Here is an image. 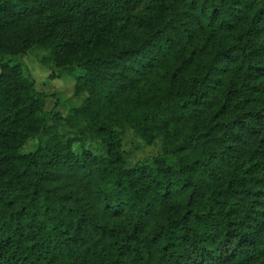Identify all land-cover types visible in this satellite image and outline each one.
<instances>
[{
    "label": "trees",
    "instance_id": "16d2710c",
    "mask_svg": "<svg viewBox=\"0 0 264 264\" xmlns=\"http://www.w3.org/2000/svg\"><path fill=\"white\" fill-rule=\"evenodd\" d=\"M28 17L76 132L5 58ZM0 264H264V0H0Z\"/></svg>",
    "mask_w": 264,
    "mask_h": 264
},
{
    "label": "rangeland",
    "instance_id": "374dc122",
    "mask_svg": "<svg viewBox=\"0 0 264 264\" xmlns=\"http://www.w3.org/2000/svg\"><path fill=\"white\" fill-rule=\"evenodd\" d=\"M80 19H74L69 23L67 33L70 36L73 35L81 23ZM14 23L5 25L1 30L5 42L12 49V53L6 54L5 58H9L11 63L14 61L19 63L23 72L32 80L34 88L46 94L44 109L47 112H56L60 115L58 124L62 130L71 133L76 132L83 121L72 117L71 108L80 103L85 96V92L75 91L73 73L61 66V62L56 60L49 48L36 46L31 42V38L38 32L35 17H28ZM22 39L25 40L26 45L20 43ZM120 139V148L126 152L129 160L132 161L151 157L159 151L160 142L158 138L146 143L135 135L130 128H125ZM35 143L34 139L28 140L22 149L31 150ZM79 144L80 142L76 141L74 146L77 147ZM82 144L88 146L93 152L99 150L96 140L85 138Z\"/></svg>",
    "mask_w": 264,
    "mask_h": 264
}]
</instances>
